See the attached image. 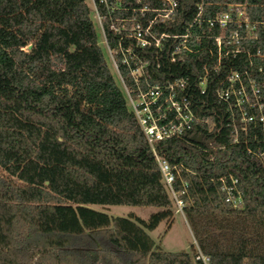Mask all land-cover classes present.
<instances>
[{
  "label": "trees",
  "instance_id": "16d2710c",
  "mask_svg": "<svg viewBox=\"0 0 264 264\" xmlns=\"http://www.w3.org/2000/svg\"><path fill=\"white\" fill-rule=\"evenodd\" d=\"M174 1L171 16L155 27L188 29L192 51L171 61L177 42L169 38L142 56L152 82L185 79L202 119L154 145L178 170L173 188L193 236L191 252L164 251L147 233L172 216L173 200L86 1L0 0V264H96L98 257L109 264H203L198 253L208 264H264V121L255 112L254 122H241L238 109L216 96L233 71H246L264 96V0ZM98 11L113 47L118 33L108 28L105 7ZM223 13L230 16L224 27L209 25ZM121 15L139 18L120 10L113 17ZM119 71L130 85L127 69ZM225 187L240 194L239 207L226 201ZM90 204L160 210L142 219Z\"/></svg>",
  "mask_w": 264,
  "mask_h": 264
},
{
  "label": "built area",
  "instance_id": "2783aa9c",
  "mask_svg": "<svg viewBox=\"0 0 264 264\" xmlns=\"http://www.w3.org/2000/svg\"><path fill=\"white\" fill-rule=\"evenodd\" d=\"M90 1L96 24L101 32V42L123 90L127 106L136 118L140 130L152 150L161 173L162 182L173 200L176 211L182 214L183 202L178 198L177 192L173 188L175 174L178 170L157 153L154 145L157 141L180 136L190 129L192 124L202 119L197 115L187 95L185 79L174 78L169 82H152L151 74L147 70L148 61L142 56V53L151 48L160 50L165 41L171 38L175 39L177 44L170 59L176 61L179 51H192L188 44L189 31L186 29L182 34H169L158 31L155 27L157 20H165L171 16L176 4L174 0H161L165 4L162 7H149L147 5L135 7L131 4H123L121 0ZM99 5H103L107 10L108 28L114 34L118 33L113 47L107 42L103 16L98 11ZM117 10L137 12L139 18H132L130 15L113 17ZM147 12H152L153 15L149 16L146 14ZM229 20V14L223 13L209 19L208 23L210 26L217 24L224 27ZM233 36L237 37V33L234 32ZM196 38L198 37L196 36ZM215 41L219 46L220 38L218 36L215 37ZM119 66L127 69L131 81L130 85L125 84ZM205 81L206 76H203L201 84L203 85ZM216 96L218 100L238 109L241 122H254L256 120L255 112L259 114V120L264 121V113L262 112L264 96L260 94L256 81L249 76L247 77L246 71L242 73L233 71L229 74L226 85L216 89ZM242 129L245 130V124ZM259 154L264 157V151ZM231 179L235 178L231 177ZM225 193L226 201L233 207H239L242 203L240 194L233 195L230 187H225ZM196 259H201L203 264H208V257L200 253L197 254Z\"/></svg>",
  "mask_w": 264,
  "mask_h": 264
},
{
  "label": "rangeland",
  "instance_id": "374dc122",
  "mask_svg": "<svg viewBox=\"0 0 264 264\" xmlns=\"http://www.w3.org/2000/svg\"><path fill=\"white\" fill-rule=\"evenodd\" d=\"M90 8V15L94 21L97 35L102 40L101 32L97 27L95 14L91 9V1L85 0ZM111 68V65H109ZM113 69V68H111ZM113 72V70H112ZM114 74V72H113ZM115 76V74H114ZM117 84L119 81L115 77ZM88 207L102 211L111 216H137L142 219H147L152 213L160 210L156 206H137V205H127V204H90ZM173 214L169 219L161 220L158 225L152 229L147 230L149 236L153 239L155 244H157L162 250L167 252H191L192 244L194 243L193 236L188 228V225L179 211H176V207L173 204ZM96 264H109L105 262L101 257L96 259Z\"/></svg>",
  "mask_w": 264,
  "mask_h": 264
},
{
  "label": "water",
  "instance_id": "95a60500",
  "mask_svg": "<svg viewBox=\"0 0 264 264\" xmlns=\"http://www.w3.org/2000/svg\"><path fill=\"white\" fill-rule=\"evenodd\" d=\"M199 139H200V137L198 136V137H197V141H199Z\"/></svg>",
  "mask_w": 264,
  "mask_h": 264
}]
</instances>
